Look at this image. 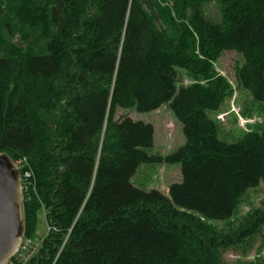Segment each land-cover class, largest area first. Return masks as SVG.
<instances>
[{"label":"trees","instance_id":"trees-1","mask_svg":"<svg viewBox=\"0 0 264 264\" xmlns=\"http://www.w3.org/2000/svg\"><path fill=\"white\" fill-rule=\"evenodd\" d=\"M46 1L21 33L28 50L5 42L3 31L15 33L0 15V155L23 162V239L32 243L12 264H224L227 249L264 229V201L234 231L209 223L229 220L264 185V135L219 139L208 113L230 90L211 61L241 55L238 80L264 109V0H217L218 24L208 0ZM178 68L199 83L179 88ZM167 104L186 142L166 156L149 153L153 125L115 120L118 110ZM157 163L181 165L168 195L132 183Z\"/></svg>","mask_w":264,"mask_h":264},{"label":"rangeland","instance_id":"rangeland-1","mask_svg":"<svg viewBox=\"0 0 264 264\" xmlns=\"http://www.w3.org/2000/svg\"><path fill=\"white\" fill-rule=\"evenodd\" d=\"M46 0H0V15L10 21V28L15 33L10 38L6 31L2 32L5 42L16 44L18 50H28L27 39L21 34L27 35V31L40 20L39 10L46 4ZM9 4H13L8 9ZM39 10V11H38ZM204 12L209 21L218 24L222 22V8L217 0H208L204 5ZM8 14V15H7ZM162 26V24H160ZM162 28H164L162 26ZM6 30L8 28L6 27ZM244 64V58L236 52L226 51L211 61L213 73L224 79L230 93L225 103L219 110L208 113L219 129V139L232 143L248 133L264 135V109L246 91L238 80V71ZM177 86H191L199 83L197 79L186 69L178 68ZM129 117L134 121H142L154 127V147L149 151L156 156H166L176 152L186 142L183 126L176 119L169 104L157 111L140 114L136 110H118L115 120ZM14 164V163H13ZM182 182L180 164H153L141 165L132 179L135 187L145 190H159L166 193V189L173 184ZM264 201V185L250 189L240 199L235 214L226 221L209 222L220 232L236 230L254 210L260 207ZM45 212L39 215L38 234L39 240L43 239L47 232ZM23 239V235H22ZM39 243V242H36ZM224 264H264V229L256 236L244 243L227 249L223 253Z\"/></svg>","mask_w":264,"mask_h":264},{"label":"water","instance_id":"water-1","mask_svg":"<svg viewBox=\"0 0 264 264\" xmlns=\"http://www.w3.org/2000/svg\"><path fill=\"white\" fill-rule=\"evenodd\" d=\"M24 225L22 183L15 165L0 155V264L18 251Z\"/></svg>","mask_w":264,"mask_h":264},{"label":"built area","instance_id":"built-area-1","mask_svg":"<svg viewBox=\"0 0 264 264\" xmlns=\"http://www.w3.org/2000/svg\"><path fill=\"white\" fill-rule=\"evenodd\" d=\"M15 165V167H16V169H17V171L18 170H21L24 166H23V162L21 161V162H17V163H15L14 164ZM23 189V188H22ZM29 248V247H32V243H31V241L30 240H25L24 241V239H22V242H21V244H20V246H19V249H18V251L14 254V256L19 252V250L21 249V248ZM13 256V257H14ZM12 257V258H13ZM12 258L6 263V264H12Z\"/></svg>","mask_w":264,"mask_h":264},{"label":"crops","instance_id":"crops-1","mask_svg":"<svg viewBox=\"0 0 264 264\" xmlns=\"http://www.w3.org/2000/svg\"><path fill=\"white\" fill-rule=\"evenodd\" d=\"M167 191H166V193L169 191V187L166 189ZM169 193V192H168Z\"/></svg>","mask_w":264,"mask_h":264}]
</instances>
